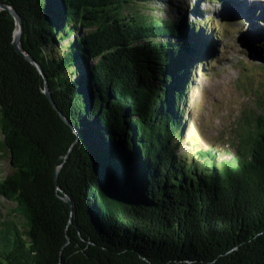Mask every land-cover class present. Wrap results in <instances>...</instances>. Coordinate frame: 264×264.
<instances>
[{
	"label": "trees",
	"instance_id": "1",
	"mask_svg": "<svg viewBox=\"0 0 264 264\" xmlns=\"http://www.w3.org/2000/svg\"><path fill=\"white\" fill-rule=\"evenodd\" d=\"M205 1L0 0L81 133L0 7V264H264V98L232 158L181 150Z\"/></svg>",
	"mask_w": 264,
	"mask_h": 264
},
{
	"label": "rangeland",
	"instance_id": "2",
	"mask_svg": "<svg viewBox=\"0 0 264 264\" xmlns=\"http://www.w3.org/2000/svg\"><path fill=\"white\" fill-rule=\"evenodd\" d=\"M183 1L187 4L190 0ZM263 3L209 0L198 6L203 12L198 19H208L205 31L215 42V56L208 57L194 74L185 102L182 151L213 149L220 159L237 154L240 136L249 128L247 118L259 109L257 101L264 98ZM12 171L8 154L0 151V178ZM13 206L0 198V212Z\"/></svg>",
	"mask_w": 264,
	"mask_h": 264
},
{
	"label": "water",
	"instance_id": "3",
	"mask_svg": "<svg viewBox=\"0 0 264 264\" xmlns=\"http://www.w3.org/2000/svg\"><path fill=\"white\" fill-rule=\"evenodd\" d=\"M0 7L2 8H6V9H9L12 14L14 15L16 21H17V24L19 26V29H18V34L15 33V36H14V40H13V43L17 49V51L22 54L27 60H29L30 62H32L36 67L37 69L39 70V72L43 75L44 77V92L45 94L47 95V97L49 98L51 104L54 106V108L58 111V113L60 114V116L67 122V124H69L71 127H72V130L75 134V139L69 149V152L68 154H66L64 156V158L66 159L68 156H69V153L74 149L75 145L79 142V139H80V136H81V133H80V130L78 129V127H76L70 120L69 118L62 112V110L59 109L56 101L54 100V97H53V94H52V90L50 88V85H49V82H48V79H47V76L45 74V71H44V68L42 67V65L30 54L28 53L27 51H25L23 48H22V34H23V20H22V17L21 15L19 14V12L12 6H8V5H5L3 3L0 2ZM62 167V164L59 165L56 169V173H55V178H56V182L57 181V177H58V174H59V171ZM58 189L60 190V192L58 193L59 196L65 200L66 202H68L71 206V215H70V220H69V223H71L72 221V216H73V211H74V204H73V201L70 197V195L64 191L62 188H60V186H58ZM80 234V233H79ZM68 236V235H67ZM80 236L82 237V239L84 240L85 238L82 236V234H80ZM70 241V238L68 236V241Z\"/></svg>",
	"mask_w": 264,
	"mask_h": 264
},
{
	"label": "bare ground",
	"instance_id": "4",
	"mask_svg": "<svg viewBox=\"0 0 264 264\" xmlns=\"http://www.w3.org/2000/svg\"><path fill=\"white\" fill-rule=\"evenodd\" d=\"M263 5H264V3H263ZM261 10H264V7H262V9H261ZM262 12H263V11H262ZM261 15H262V13H261ZM254 23H255V22H254ZM254 23H253V24H254ZM17 34H18V32H17Z\"/></svg>",
	"mask_w": 264,
	"mask_h": 264
}]
</instances>
